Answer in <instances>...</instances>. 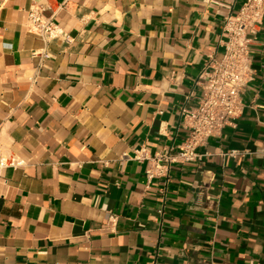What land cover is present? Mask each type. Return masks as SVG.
I'll use <instances>...</instances> for the list:
<instances>
[{
	"label": "crops",
	"instance_id": "1",
	"mask_svg": "<svg viewBox=\"0 0 264 264\" xmlns=\"http://www.w3.org/2000/svg\"><path fill=\"white\" fill-rule=\"evenodd\" d=\"M244 2L0 0V264H264V20L242 115L146 173ZM32 8L64 35L32 33Z\"/></svg>",
	"mask_w": 264,
	"mask_h": 264
},
{
	"label": "built area",
	"instance_id": "2",
	"mask_svg": "<svg viewBox=\"0 0 264 264\" xmlns=\"http://www.w3.org/2000/svg\"><path fill=\"white\" fill-rule=\"evenodd\" d=\"M263 20L264 0H245L236 15L226 18L223 27L227 34L225 51L221 57L217 52L208 54L200 76L203 83H198L204 93L197 105L184 106L180 113L188 136L178 153L158 154L149 159L150 167L146 172L149 180L168 174L170 165L199 160L198 149L206 146L211 138L221 136L223 130L242 115V90L254 76L249 46ZM28 28L46 42L64 35L54 18L36 8L29 11ZM137 158L140 161L147 159L146 152H140ZM2 164L6 162L2 161ZM10 165L23 166L24 162L14 161Z\"/></svg>",
	"mask_w": 264,
	"mask_h": 264
}]
</instances>
